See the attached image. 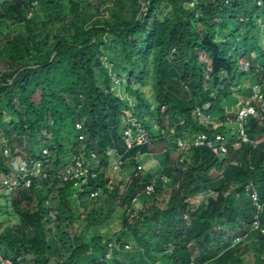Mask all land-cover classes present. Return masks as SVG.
Instances as JSON below:
<instances>
[{
    "label": "trees",
    "instance_id": "16d2710c",
    "mask_svg": "<svg viewBox=\"0 0 264 264\" xmlns=\"http://www.w3.org/2000/svg\"><path fill=\"white\" fill-rule=\"evenodd\" d=\"M262 38L264 0L0 1V134L6 140L0 139V170L10 173L5 148L14 158H42L48 148L56 166L66 151H95L108 161L112 148L129 173L112 190L102 170L76 196L71 184L50 180L4 194L32 234L0 233V257L10 264H225L236 256L244 264L250 241L254 264H264V233L252 228L256 206L245 190L253 181L263 203L264 122L248 118L252 142L236 150L229 144L226 155L192 145L200 132L228 136L232 130L225 125V100L235 93L249 98L252 84L264 80ZM123 84L133 106L122 98ZM205 105L210 121L200 126L194 110ZM128 116L152 138L128 148ZM164 116L175 123L163 125ZM14 135L26 138L27 154L15 149ZM176 137L190 149L183 162ZM161 154L159 171L169 182L158 181L155 193L132 202L157 169L141 166L139 157ZM173 183L178 188L160 208L156 195ZM99 187L102 193L89 198L88 189ZM205 194L206 201H196ZM118 209L120 229L101 233ZM259 223L264 229V208ZM104 237L119 243L109 257L113 242Z\"/></svg>",
    "mask_w": 264,
    "mask_h": 264
},
{
    "label": "built area",
    "instance_id": "2783aa9c",
    "mask_svg": "<svg viewBox=\"0 0 264 264\" xmlns=\"http://www.w3.org/2000/svg\"><path fill=\"white\" fill-rule=\"evenodd\" d=\"M29 16L30 14L28 17ZM243 66L244 68H247V60L243 61ZM207 108H209V106L205 105L203 108L197 107L194 111V119L200 126H208L210 121V116L206 113ZM165 109V106H162L161 112H164ZM251 117L256 118L260 122H264V80H262L261 83L254 82L252 84L251 95L248 98L247 103L238 109L235 115L234 139L220 133L208 134L202 132L195 136L193 144L198 147L206 146L219 156L228 153L229 144H231L235 150L239 149L243 143L252 142L246 130V121ZM130 124L132 126L124 131V140L128 148L141 145L152 138V135L142 127L141 123L135 120ZM75 128L79 131L78 139L80 141L85 140L86 135L80 132L83 128L82 124L77 122ZM169 131L173 133L174 129L170 128ZM176 141L177 146L175 153L179 162H183L190 154V150L186 148L184 141L180 137H177ZM49 151L50 150L46 151V149H44L42 158L30 156L24 157L22 155L18 158H14V156H11V153L7 148L3 149V157L6 159L4 163L9 167L10 173L6 174L2 169L0 170V194L4 195L12 193L19 189L28 190L32 187L34 181L40 183L48 180L69 183L73 187V190L79 193L84 189H87L86 185L88 184L89 179L96 178L101 170H104L105 174L110 176L106 187L108 190H112L114 188V175L121 178L124 173L122 166L124 160L121 156H116V153L112 148L107 149L105 153L108 161H102L105 157L102 156L100 158L95 151H91L89 156L85 155L83 152H76L68 157V160H64L58 166L54 165L50 157L47 156L50 154ZM127 180L129 181V177ZM158 181H161L166 185L169 182V178L165 174H161L157 178L153 177L151 183L148 184L143 191L138 192L132 202H137L143 194L151 195L155 193ZM245 190L249 192L252 202L256 206L252 228L255 230H261V232L264 233V229L259 223V215L264 208V201L263 203L259 201V193L253 181L245 186ZM88 192L89 198H95L102 193V189H88ZM45 205H50L49 199L45 200ZM49 216L52 219L56 218L55 212L51 209L49 211ZM184 217L186 218L187 216L185 215ZM109 246L112 247V243H109ZM171 249L172 247H170L168 251ZM109 253V251L106 253L107 257H109ZM4 260L7 264L11 263L10 260L0 257L1 262Z\"/></svg>",
    "mask_w": 264,
    "mask_h": 264
},
{
    "label": "rangeland",
    "instance_id": "374dc122",
    "mask_svg": "<svg viewBox=\"0 0 264 264\" xmlns=\"http://www.w3.org/2000/svg\"><path fill=\"white\" fill-rule=\"evenodd\" d=\"M0 1H2V0H0ZM262 40L264 41V38H262ZM117 84L118 83L116 82L115 88H117V92H118ZM149 86H150V84H149ZM121 91L123 92V94H125L126 87H125L124 84L121 86ZM147 91L149 93V94H147V96H149V98H151L150 97L151 93H152L151 92V87L147 88ZM122 98L127 100L128 103L131 106L134 105V98L129 97L127 94L122 95ZM225 101H226L225 102L226 107H227V105L229 106V113H228L229 121L227 122V124H228V126L231 125V126H233L232 128H234V126H235L234 125L235 124V115H236L238 109L241 106H243L244 104L247 103L248 98L235 93L233 96L228 97ZM135 120L136 119L134 117H131V116L127 117V121L129 123H132ZM162 120H163V125L172 126L175 123L174 122V117L164 116L162 118ZM152 126H153L152 128H154L156 131H158V133L161 132L162 129L160 128V125L157 126V125H155V122H153ZM168 128H171V127H168ZM68 131H70V130H68ZM68 131H67V134H68ZM170 133H171V131H170ZM0 139H1V142L3 144H6V140L3 137L2 133L0 134ZM12 143H13V146L15 147V149L17 151H20V152H23V153L27 154V152L30 150L29 146L27 144L28 142H27L25 137L14 135L13 138H12ZM3 144H2V146H3ZM42 147L43 146H41V145L34 144L35 150H38L39 148H42ZM7 149L9 150V148H7ZM48 150H50V149L46 148V151H48ZM65 153L67 154L68 157L70 156L69 152L66 151ZM66 157H65V160H68V157L67 158ZM156 159L159 160V161H163V155L162 154L161 155H154V157L153 156L152 157L143 156V158H140L141 166H149L150 167L152 164H154ZM160 164L163 165V162H160ZM118 179H119L118 177H114L113 180H114L115 184L118 183ZM122 179L125 180L124 176H123ZM124 180H123V183H125ZM123 186H124V184H123ZM177 188H178L177 184L173 183L171 186H168L167 188H165L164 192L158 193L156 195V198H155V204L157 206H159L160 208H164L166 206V201H167V199H169L170 194L173 193V191L176 190ZM74 193H75V196H76L77 195V191L74 190ZM210 194H211L210 196H215V193H210ZM4 196L5 195L0 194V233L11 234V235H16V236H20V235L25 233V235L30 237L32 232L29 229H24V226H23V223H22L21 219H19L17 217V215H15V213L13 211V208L11 206H9L10 204H9V202H7L5 200ZM208 196H209V194L198 195L197 197H195V199H196L197 202L206 201ZM121 214H122V211L119 210V209L117 211H114L113 214L110 217V220H109L108 224H107L108 226H103V227L101 226L102 227L101 228V233H104L105 230H108V232L110 234H113L114 232H117L120 229V227H121V221H120ZM235 233L236 234L238 233V234L242 235V233L238 232V231H236ZM240 238L241 239H245L246 241L249 240V239L245 238V234L240 236ZM103 240L104 241L113 242L112 247L109 250V252H110L109 256H111L113 254V249H116V247H118L119 243L118 242L117 243L114 242L115 241V237H112V239H110L108 237H104ZM247 243L249 244V253H247L245 255H242L241 256V260H242V262L244 264H254V258H253V254H254L253 251L254 250H253V246H252L250 241H248ZM192 252L194 254H196L197 253L196 248H193ZM2 262L4 264H7V262L5 260L2 261ZM225 264H238L237 257L236 256L231 257L229 260H227L225 262Z\"/></svg>",
    "mask_w": 264,
    "mask_h": 264
},
{
    "label": "crops",
    "instance_id": "0c3cea01",
    "mask_svg": "<svg viewBox=\"0 0 264 264\" xmlns=\"http://www.w3.org/2000/svg\"><path fill=\"white\" fill-rule=\"evenodd\" d=\"M226 126H228V124L226 123L225 124ZM235 125V124H234ZM233 127V126H232ZM200 133H202V132H200ZM204 133H206V132H204ZM209 134V133H208ZM197 135V134H196ZM196 135H194L193 136V138H192V145H193V147H198V146H194V144H193V139L195 138V136ZM234 135H235V126H234V128H232V130L230 131V133L228 134V136L227 137H229V138H233L234 139ZM177 138V137H176ZM176 138H174V140L172 141V142H174L175 143V146H177V141H176ZM181 138V137H180ZM182 139V138H181ZM183 141H184V139H182ZM184 144H185V146H186V144L187 143H185V141H184ZM186 148L188 149V147L186 146ZM190 150V149H189ZM164 151H166L167 152V150L165 149ZM175 151H176V147H175ZM176 154V153H175ZM144 156V155H143ZM143 156H140L139 158H143ZM147 156V155H146ZM149 157H154V155H148ZM160 162H162V161H159V160H157L156 159V161L154 162V164L156 165L155 167L157 168L156 170H155V173L153 174V176H152V178L154 177V178H157V177H159L161 174H164V173H162L161 171H159V168H161L162 167V165L160 164ZM154 164H152L150 167H152ZM102 171V170H101ZM100 171V172H101ZM104 171V170H103ZM124 172V171H123ZM104 173H105V171H104ZM158 173V174H157ZM129 173H123V175L121 176V179L123 178V176H124V178H125V182H128V180H127V178L129 177V175H128ZM115 177H117L116 175H114ZM105 177L109 180L110 179V176H107L106 174H105ZM152 178H151V180H152ZM113 179H114V177H113ZM120 179V178H119ZM114 185H115V183H114ZM99 188H101V187H99ZM47 199H49V198H47Z\"/></svg>",
    "mask_w": 264,
    "mask_h": 264
},
{
    "label": "water",
    "instance_id": "95a60500",
    "mask_svg": "<svg viewBox=\"0 0 264 264\" xmlns=\"http://www.w3.org/2000/svg\"><path fill=\"white\" fill-rule=\"evenodd\" d=\"M54 55V54H53ZM33 67H35V66H33Z\"/></svg>",
    "mask_w": 264,
    "mask_h": 264
}]
</instances>
